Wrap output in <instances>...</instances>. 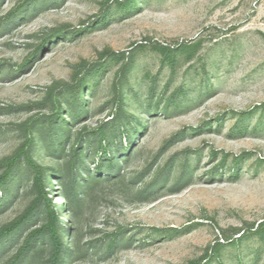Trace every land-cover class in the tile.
Returning a JSON list of instances; mask_svg holds the SVG:
<instances>
[{
    "label": "rangeland",
    "instance_id": "374dc122",
    "mask_svg": "<svg viewBox=\"0 0 264 264\" xmlns=\"http://www.w3.org/2000/svg\"><path fill=\"white\" fill-rule=\"evenodd\" d=\"M180 44L198 47L171 65L160 48ZM24 145L58 264H264V0H0V162ZM15 171L0 227L36 196ZM46 215L0 264H52L43 239L13 262Z\"/></svg>",
    "mask_w": 264,
    "mask_h": 264
},
{
    "label": "trees",
    "instance_id": "16d2710c",
    "mask_svg": "<svg viewBox=\"0 0 264 264\" xmlns=\"http://www.w3.org/2000/svg\"><path fill=\"white\" fill-rule=\"evenodd\" d=\"M31 1V0H30ZM198 44H194L191 46H187L186 44H180L177 48L172 49L168 46H162L160 48L161 53L163 54L165 59H168L171 65L174 63V56L177 51L188 52V57L193 55V52L197 50ZM75 101L73 100L72 104L75 105ZM115 117V116H114ZM106 126L104 124L98 130L100 136H98L97 147L99 148L102 156L101 161H107L108 167H112L114 165V158L111 151V146L109 143H113L112 138H110L106 133ZM118 128H116L117 131ZM125 133V131L117 132L118 136ZM30 145L32 143V136L28 139ZM71 155L72 164L76 165L79 157H80V148H73ZM25 163V165L30 168L33 173V188L36 191V196L32 200V202L26 207V209L20 213L13 220L8 222L7 224L0 227V251L4 248H7L10 245L16 244L19 241L20 236L23 234L25 229L29 226V223L37 219L38 214L42 212V210L47 213V219L41 223L40 227L34 228L24 237L22 242L19 244V247L16 251V258L13 259V262H17L18 260L22 261L31 251L34 249V245H36L41 239L43 242H49L51 246V259L52 264H58V259L60 257L61 251H63V236L59 230V222L57 217V210H55L52 206V200L48 196L46 191V176L48 171L41 167L29 154V151L25 145L20 148L15 155L11 158L1 161L0 165L4 167L3 172L0 174V191L5 190L6 182L11 181L14 174L15 169L21 163ZM75 167V166H74ZM100 170V167L98 168ZM2 202V200H0ZM254 232L261 237H264V224L259 225ZM242 234L239 236V238ZM19 261V262H20Z\"/></svg>",
    "mask_w": 264,
    "mask_h": 264
}]
</instances>
